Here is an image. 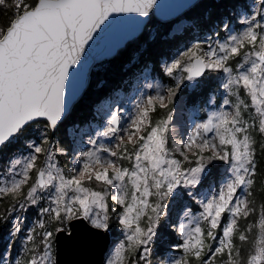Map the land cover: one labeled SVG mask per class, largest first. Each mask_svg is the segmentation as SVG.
I'll use <instances>...</instances> for the list:
<instances>
[{"label": "snow or ice", "instance_id": "snow-or-ice-1", "mask_svg": "<svg viewBox=\"0 0 264 264\" xmlns=\"http://www.w3.org/2000/svg\"><path fill=\"white\" fill-rule=\"evenodd\" d=\"M154 5L156 0H0V8H9L12 16L0 26V152L41 128L40 142L31 141L30 154L12 161L14 178L0 186V202L9 196L15 200L0 214V223L13 221L9 235L14 240L22 235L23 211L47 201L40 209L47 223L38 220L23 237L25 259L11 256L9 240L0 264H56L57 234L69 232L71 221L84 219L95 230H109V198L126 242L107 264H153L162 217L168 216L170 199L180 197L195 201L201 211L184 212L187 222L182 219L175 229L182 254L159 264H190L189 258L191 264H241V248L255 227L259 238L253 239L254 254L245 264H264V205L258 225L240 223L256 212L257 147L264 151V140L257 145L254 136H264V0L244 17L241 31L225 25L229 34L222 42L207 49L193 44L167 63L164 72L174 86L147 84L158 90L139 100L127 118L115 105L100 109L102 129L87 146L74 147L78 156L68 172L57 166L56 153L64 150L49 134L68 117L84 88L94 48L121 14L148 17ZM206 71L223 74L227 95L178 140L172 109L163 119L152 114L172 104L185 81ZM217 161L224 164L222 172ZM93 184L104 190L94 191ZM18 210L21 214L12 217Z\"/></svg>", "mask_w": 264, "mask_h": 264}, {"label": "rangeland", "instance_id": "rangeland-1", "mask_svg": "<svg viewBox=\"0 0 264 264\" xmlns=\"http://www.w3.org/2000/svg\"><path fill=\"white\" fill-rule=\"evenodd\" d=\"M251 4H252L251 5L252 11L250 13H247V11H242L239 14L241 22H243V19L245 16H250L256 10V7L259 4V0H253V2ZM3 9L10 11L9 8H3ZM0 26H2L1 23H0ZM158 27H159V23L157 22V19L155 17H153L149 27L147 28L146 32L144 33V36L137 39L133 43L129 44V47L130 46H138L141 44V42H145L147 40V38H148V40H150L157 33ZM196 28L197 27H196V25L193 24V20L191 19V17H189L188 15L185 14L182 17L175 20V24H174L172 34H174L175 37H180L183 35V32H185L186 30L189 32V34H191L194 31L196 33L197 32ZM242 28H243V26L241 27V29H239V30L233 29L231 32L241 31ZM213 32H215V30H208L204 33V35L201 36L200 41L194 40L189 45H183L181 48V51L174 58H176L182 51L190 48L193 44H196V43L203 44L205 46V49H207L208 45H210V44L214 45L217 40L222 42L225 39V38H219L218 36H212ZM142 38H144V41H142ZM129 47H127L126 49H129ZM109 61L110 60L98 62L94 66L92 73H91V81H92V75H94L95 73L102 72L106 68L107 64H109ZM169 63H171V62H169ZM229 63H230V61H229ZM166 64H164V66ZM208 72H210V71H207L206 74L203 76V77L206 76L204 80L202 79V77H198L194 81H185V85H187V88L189 89V91L195 90L198 92V95H201L204 93H207V95H210L208 98V103L205 104L203 107H200L201 106L200 104H196L194 106L189 104L185 100L184 96L181 97L179 95V92L177 93V98L174 100L176 105H175L174 114L172 115L173 121H172L171 126L175 127L178 130L179 135L176 137V139H178V140L182 141V140L186 139V134L191 131L192 124L194 122H203L204 120H206L208 115L212 111H215L219 108V106L221 105L225 95H227L226 91L222 87L223 74L219 73L222 75V77H221L218 74L217 75L216 74L207 75ZM133 74H134V77L131 80V81H133L132 87L127 91L123 87H121L119 90H117L116 85H114V83H116V82H114V80H111V81L105 83V84H108L106 86H105V84H103L104 87L102 89L106 88L107 89L106 94H109V95H107V96H106V94L102 95L93 103V105H95V110L97 111L96 117H95L97 121H95V122L89 121V122L83 124L82 122L81 123H79V122L82 121V119L84 117V111L86 108L84 106L81 107L80 104L83 102H84V104H90V102L92 101L91 99H89L90 98L89 95H87V91L89 89L86 91L83 98H81V100L75 105L72 113L62 123V124H68L69 123V126L67 127V131H66V135L65 134L56 135L50 139V141L54 145L58 146L59 148H60V145L62 147H64L66 149V152L64 154H68L67 157H68L69 163H67L68 167H67V169H65V168H63V165L61 163V160H63V158L60 157V152L56 153V162H57L58 167L64 169L65 172H68V170L73 166V161H71V160H73L74 156H78V152L73 151L74 147L79 146L80 148H83V147L87 146V141H88L89 137L91 136V137L95 138V134L102 129L103 123H104L105 113L103 111H100V109H102L105 105H115L116 107L120 108L122 113L126 114L125 118H127V115H130L132 113V111H134L135 104L139 100L146 97L147 95H154L155 91L158 90L155 88H148L146 86L147 84L151 83V84H154L157 86H162L164 88L169 87V86H174V84L166 83L164 81V79H162L158 75L154 76L152 70L148 67H143V69L141 71H137L136 73H133ZM184 75H187V74L185 73ZM102 81H103V78H101L99 80L98 88H96L94 90L95 91L94 93H96V94L99 93V91L101 89V82ZM201 82L203 83V85H201ZM185 85H182V86L184 87ZM198 88H199V90H198ZM239 95H240L241 99H244L245 102H248L247 97L243 93V91H241V93ZM104 96H106V97L104 98ZM230 98L232 99V97H230ZM234 98L236 99L235 96H234ZM235 99H232V100L235 101ZM242 112H243V110H242ZM71 121L74 124H76L75 126H73V128L71 127V124H73V123H71ZM62 124H60V125H62ZM76 128H78V129L76 130ZM55 131H56V129H55ZM40 132H41L40 127H34L30 132H28L25 135V137H23L21 140H19L15 143V146H14L15 148H13L12 152L8 156H2L3 154H0V186H3V184L5 182H10V180L12 178H14L13 173L10 171V166H11L12 161H14L15 159H23L24 157H26L30 154V150L28 149L27 145L33 140H35L36 142L39 143L40 139H41ZM104 142L107 143V140H104ZM71 145H73L74 147H73V149H71L69 151L68 149H70ZM171 146H172V141L170 139L169 140V147H171ZM71 162H72V164H71ZM215 163H216L218 169L222 172L224 169L223 162L217 161ZM17 171H19V168H17ZM215 171L216 170L214 169V176H215ZM29 183H31V181ZM27 187L28 186L26 185L24 188L25 192L27 191ZM92 187H93L94 191H103L105 186L102 184H99V185L93 184ZM205 187H207L206 184H205ZM109 191L114 192V190H111V189H109ZM188 200L189 199H187L186 197H180V198L174 200V202H179V205H180L179 207H182L188 203ZM111 201L112 200L109 198L108 204H109V214H110V226L112 225L113 220H115V221L117 220V222L119 223V221L116 217V214L111 211V208L113 206L111 204ZM171 201L172 200L170 199L169 202H171ZM14 202H15V200L12 197H10V196L5 197L4 200L2 202H0V207L2 206V208L0 210V214H2L5 211V209L9 208L11 203H14ZM112 202H113V204L115 203L114 201H112ZM5 204H7V205L4 208L3 206ZM41 207H47V201L46 200L40 201L37 205H30L27 208V210L23 211V213H22V217H23L22 235L17 237L14 240L9 235L13 221L10 219L8 223H0V226L3 227V240H1V242H0V252H3L6 248H8L9 240H12V244H11V248H10L11 256L14 258L22 259V260L25 259V254H24V249H23V245L25 243L24 238H23L24 235H27L28 231L31 228L36 226V222L38 220L43 219L47 223V218L42 216V214H41V211H40ZM188 210H191V209L187 205L185 206V208H183L182 210H178V211H176L174 208H172L169 205L168 216L162 217L163 226L158 227V236L160 235L162 229H165V228L166 229L171 228L174 232H176L175 229L182 219L185 222H187L188 218L184 216V212L188 211ZM118 211H119V209H118ZM200 211H201V209H200L198 204H197V208L195 210H193V211L191 210L193 216L198 215ZM18 214H21V213H19V210L17 212H13L12 217H15ZM251 224L258 225L259 219L256 223H251ZM142 225H143V222H142ZM37 231L39 232L41 230L39 228H37ZM108 231H110V233H111V253H110V256H111L121 242H126V238L124 235V230H123L121 225H120L121 233L115 234L114 232H112V230H110V228ZM252 233H255L254 239L259 238V228L258 227H255L253 229ZM158 236L156 238H154V242L158 238ZM176 239L179 240V234L177 232H176ZM237 243L239 244V242H237ZM153 247H154V243L152 245V248ZM254 248H255L254 243H252V246H248V248H245V250H246L245 253L243 252V250L241 248V254H242L241 264H245L246 258L249 257L251 254H254ZM160 251L161 250H159V252H158L159 256H161ZM168 252L171 253V256H179L182 254L181 252L176 253L177 251H175V249L168 250ZM171 256H168L167 259ZM54 258L56 261L55 244H54ZM151 259H152V257H151ZM153 264H159V261L157 263L153 262ZM220 264H222V261H220Z\"/></svg>", "mask_w": 264, "mask_h": 264}, {"label": "trees", "instance_id": "trees-1", "mask_svg": "<svg viewBox=\"0 0 264 264\" xmlns=\"http://www.w3.org/2000/svg\"><path fill=\"white\" fill-rule=\"evenodd\" d=\"M252 2L253 0H202L196 7H193L186 13V15L191 17V19L193 20V24L196 25L197 30H195L197 32L195 33L194 31L189 34V32L186 30L180 37H175L174 34H172L175 21L163 22L161 20L159 21V19L156 18L157 22L159 23L158 31L150 40H148L147 38L145 42H141V44L138 46L129 47L128 45L127 47H129V49H123L116 58L111 59L109 61V64H107L106 68L102 72L92 75V81L89 86V90L87 91V95H89V99H91L92 101L90 102V104H84L83 101V103L80 104L81 107L84 106L86 109L84 111V117L79 123L82 122L83 124H85L89 121H97L95 118L97 111L95 110V105H93V103L99 97L107 93L106 88L102 89L104 87L103 84L111 80H114V82H116L114 83V85H116L117 90L123 87L127 91L132 87L133 81L131 80L134 77L133 73L141 71L143 67H148L152 70L154 76L158 75L159 77L164 79L166 83L174 84L171 77H168L164 72V64L171 62L174 57L181 51L183 45H189L194 40L200 41L201 36L204 35V33L208 30H215V32L212 33V36L226 38L229 33L224 28L225 25L229 26L230 31H232L233 29H241L243 24L240 20L239 14L242 11H247V13H250L252 11ZM11 18L12 16L10 11L0 8V23L2 25H5ZM143 36L144 35H142V37ZM142 41H144V38H142ZM230 64L234 65L235 61H230ZM212 74H218L222 77V75L218 72L211 71L208 72L207 75ZM205 77H202V79L204 80ZM101 78H103V81L101 82V89L99 93L96 94L94 93V90L98 88V82ZM106 85L108 84H105V86ZM201 85H203L202 82ZM107 95L109 94H106V96ZM179 95L181 97L184 96L185 100L189 104L193 106L196 104H200V107H203L208 103V98L210 96L207 95V93L198 95V92L195 90L189 91L187 86H181ZM106 96H104V98ZM232 99H235L234 96L232 97ZM175 105V101H173L172 104H168L167 108L165 109L157 108V112L152 114L153 118H165L166 111L169 108L172 109L173 115ZM243 114L247 118V113ZM71 123L73 122L71 121ZM75 125L76 124L73 123L71 124V127L73 128V126ZM68 126L69 123L62 124L57 127L56 131L54 130L49 134V139L53 138L56 135H66ZM77 129L78 128H76V130ZM254 136L257 141V145L260 144L261 140H264V136H261L258 133H254ZM14 146L15 143L4 149L3 152H0V154H3L2 156H8L12 152L13 148H15ZM73 147L74 146L71 145L70 149L68 150L70 151L71 149H73ZM60 148L64 150L63 153L60 152V157L63 158V160H61V163L63 165V168L67 169V163H69L67 157L68 154H64L66 152V149L64 147L60 145ZM256 156L258 173L256 176V183L253 185L252 190V199L255 202L256 212L254 214H251L246 221L241 220V225L256 223L259 219L261 206L264 205V151H261L259 147H257ZM111 204L114 205L112 201ZM6 205L7 204H5L3 207L5 208ZM169 205L176 211L182 210L186 205L189 206L192 211L197 208V204L195 203V201L190 200H188V203L182 207H179V202H174V200L169 202ZM116 207L118 210L119 206L117 205ZM1 208L2 206L0 207V210ZM110 230H112V232H114L115 234L121 233L120 225L117 220H113V223L110 226ZM249 235V242L244 247H242L244 253L246 252L245 248H248V246H252V241L255 238V233H251ZM178 241L179 240L176 239V232H174L171 228L162 229L160 235L154 242L152 255L153 262L157 263L160 260H166L168 256H171V253H169L168 250L175 249V251H177L176 253H179L180 251L176 248V244ZM159 250H161V256H159ZM189 259L191 264L192 258Z\"/></svg>", "mask_w": 264, "mask_h": 264}, {"label": "water", "instance_id": "water-1", "mask_svg": "<svg viewBox=\"0 0 264 264\" xmlns=\"http://www.w3.org/2000/svg\"><path fill=\"white\" fill-rule=\"evenodd\" d=\"M201 1L156 0V5L153 6L148 17H140L138 14H121L120 22L114 23L107 29L103 39L94 48L95 58L89 65L86 84L71 105L69 115L89 89L91 73L98 62L116 58L130 43L142 37L153 17L163 22L175 21ZM2 233L3 227L0 226V240ZM55 248L56 264H106L111 253V233L95 230L87 220H73L69 224V232L57 234Z\"/></svg>", "mask_w": 264, "mask_h": 264}, {"label": "flooded vegetation", "instance_id": "flooded-vegetation-1", "mask_svg": "<svg viewBox=\"0 0 264 264\" xmlns=\"http://www.w3.org/2000/svg\"><path fill=\"white\" fill-rule=\"evenodd\" d=\"M1 240H3V233H2V235H1ZM1 240H0V242H1Z\"/></svg>", "mask_w": 264, "mask_h": 264}]
</instances>
